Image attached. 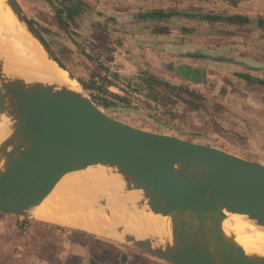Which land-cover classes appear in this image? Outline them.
<instances>
[{"label": "rangeland", "instance_id": "374dc122", "mask_svg": "<svg viewBox=\"0 0 264 264\" xmlns=\"http://www.w3.org/2000/svg\"><path fill=\"white\" fill-rule=\"evenodd\" d=\"M16 2L85 94L110 115L264 164V86L239 75L264 79V0H140V62L148 67L140 65L134 80L108 66L109 49L100 48L106 39L102 25H94L98 33L81 35V15L89 12L83 2ZM153 11L175 15L156 18ZM197 47L257 69L189 56ZM62 249L63 264H132L93 254L111 249L120 256L135 248L75 226L0 212V264H54Z\"/></svg>", "mask_w": 264, "mask_h": 264}, {"label": "water", "instance_id": "95a60500", "mask_svg": "<svg viewBox=\"0 0 264 264\" xmlns=\"http://www.w3.org/2000/svg\"><path fill=\"white\" fill-rule=\"evenodd\" d=\"M5 1L34 42L68 78H75L16 0ZM189 56L257 69L242 59L198 47ZM3 67L0 64V122L7 121L8 131L0 139V212L25 215L66 173L101 164L114 167L125 192L142 191L138 204L144 213H149L148 206L152 213L169 218L171 242L153 246L149 236L136 238L132 232L113 237L105 229L76 228L131 245L170 264H264V255L246 253L232 238L235 232L226 234L222 227L225 213L232 212L245 214L264 228L263 163L114 117L80 85L79 91H73L20 77L11 79L2 75ZM239 75L264 85V79ZM9 195L25 198L27 204L11 210L5 204ZM98 197L94 206L90 200L80 204L99 212L107 204L103 196ZM129 210L120 213L119 220L115 217L118 227L124 215V221L128 220ZM111 212L109 208L99 216L108 220ZM82 221H87L86 216Z\"/></svg>", "mask_w": 264, "mask_h": 264}, {"label": "bare ground", "instance_id": "6f19581e", "mask_svg": "<svg viewBox=\"0 0 264 264\" xmlns=\"http://www.w3.org/2000/svg\"><path fill=\"white\" fill-rule=\"evenodd\" d=\"M0 64H3L2 75L7 78H23L26 81L50 83L56 87L79 91V84L75 78H68L66 72L59 68L47 56L44 49L36 44L26 32L5 0H0ZM7 121L0 122V139L7 133ZM123 180L114 171V167L96 164L81 171L66 173L54 188L42 200L25 212V215L51 221L67 226H86L97 229L113 237L132 232L136 238H151L153 246L165 245L171 242L170 220L167 216L144 213L140 209L141 190L124 191ZM98 196L106 199V206L99 212L87 209L82 203L92 201ZM6 206L11 210L27 204L25 198L14 195L6 197ZM85 203V202H84ZM144 204H146L144 202ZM132 209L128 220L119 227L114 219H120V213ZM109 208L112 209L110 219L100 217ZM23 212V213H24ZM71 212V214H70ZM86 216L87 221H82ZM128 222V223H127ZM222 227L226 234L234 233L232 238L248 254L264 255V228L257 226L245 214L226 212ZM74 228V227H73ZM149 236V237H148Z\"/></svg>", "mask_w": 264, "mask_h": 264}, {"label": "crops", "instance_id": "0c3cea01", "mask_svg": "<svg viewBox=\"0 0 264 264\" xmlns=\"http://www.w3.org/2000/svg\"><path fill=\"white\" fill-rule=\"evenodd\" d=\"M79 1L83 2L86 9L89 10V12L85 11L81 15L83 18L82 25L84 26L81 35L91 36L94 33H98L99 29L95 26H98V24L102 25L106 30V39L104 41V45L100 46V48L109 49L106 51L107 53L104 56L108 66L123 77L134 80L136 74L140 73V65L148 67L146 62H140V22L137 21V19L140 20V0ZM134 15L136 18L131 20L129 16ZM107 18H112L113 21H108ZM130 42H133V44L129 45ZM128 47H130L129 49L133 54V56L131 55V59H129L126 54ZM110 250H103L102 252H99L101 254L95 253L93 255L97 257L101 256L102 253H108L113 257L121 258L123 263L129 261L132 264H170L137 248L129 251L127 250L124 254H120V256H114ZM64 252L66 251L63 249L57 251L55 254L56 258L52 259L51 262L54 264H63L62 254ZM90 255L92 254H86V259L88 261L91 260ZM46 262L48 264L49 261ZM89 263L94 264L93 260ZM95 264L97 263L95 262Z\"/></svg>", "mask_w": 264, "mask_h": 264}, {"label": "trees", "instance_id": "16d2710c", "mask_svg": "<svg viewBox=\"0 0 264 264\" xmlns=\"http://www.w3.org/2000/svg\"><path fill=\"white\" fill-rule=\"evenodd\" d=\"M175 12H164V11H153L152 14L158 16L159 18H162V17H168V16H171L173 15ZM212 19H219V17H211ZM189 68V67H188ZM186 68V69H188ZM185 69V68H184Z\"/></svg>", "mask_w": 264, "mask_h": 264}, {"label": "built area", "instance_id": "2783aa9c", "mask_svg": "<svg viewBox=\"0 0 264 264\" xmlns=\"http://www.w3.org/2000/svg\"><path fill=\"white\" fill-rule=\"evenodd\" d=\"M131 92V91H130Z\"/></svg>", "mask_w": 264, "mask_h": 264}, {"label": "flooded vegetation", "instance_id": "af4514ba", "mask_svg": "<svg viewBox=\"0 0 264 264\" xmlns=\"http://www.w3.org/2000/svg\"><path fill=\"white\" fill-rule=\"evenodd\" d=\"M156 16V15H155Z\"/></svg>", "mask_w": 264, "mask_h": 264}]
</instances>
